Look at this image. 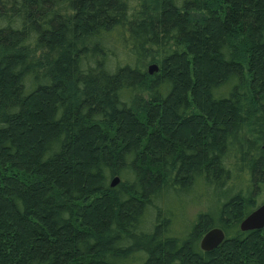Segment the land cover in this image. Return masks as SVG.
Instances as JSON below:
<instances>
[{"label":"trees","instance_id":"16d2710c","mask_svg":"<svg viewBox=\"0 0 264 264\" xmlns=\"http://www.w3.org/2000/svg\"><path fill=\"white\" fill-rule=\"evenodd\" d=\"M261 203L264 0H0V264H264Z\"/></svg>","mask_w":264,"mask_h":264},{"label":"water","instance_id":"95a60500","mask_svg":"<svg viewBox=\"0 0 264 264\" xmlns=\"http://www.w3.org/2000/svg\"><path fill=\"white\" fill-rule=\"evenodd\" d=\"M155 70L153 65L149 66L148 72L152 74ZM119 182L118 177H114L111 181V186L116 185ZM264 227V203L258 205L253 211H251L239 224L241 231L259 230ZM224 238L223 231L214 227L209 229L200 240V248L203 251H210L218 246Z\"/></svg>","mask_w":264,"mask_h":264},{"label":"rangeland","instance_id":"374dc122","mask_svg":"<svg viewBox=\"0 0 264 264\" xmlns=\"http://www.w3.org/2000/svg\"><path fill=\"white\" fill-rule=\"evenodd\" d=\"M262 198L260 201H263ZM210 204H212V203H207V205H210ZM165 205H167L171 208H173V207L175 208V206H177L178 203H166ZM204 209H205L204 205H199L197 203H187L185 205V208H184V213H185L186 218H188L189 220H193L195 215ZM181 229H183V228L181 227Z\"/></svg>","mask_w":264,"mask_h":264}]
</instances>
